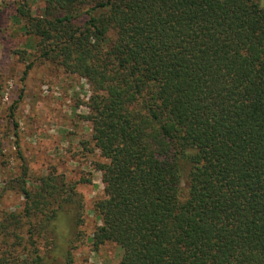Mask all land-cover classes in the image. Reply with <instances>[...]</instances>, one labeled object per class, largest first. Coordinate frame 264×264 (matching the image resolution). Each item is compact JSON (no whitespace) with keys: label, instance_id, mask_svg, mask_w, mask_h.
Segmentation results:
<instances>
[{"label":"trees","instance_id":"1","mask_svg":"<svg viewBox=\"0 0 264 264\" xmlns=\"http://www.w3.org/2000/svg\"><path fill=\"white\" fill-rule=\"evenodd\" d=\"M43 1L36 15L14 0L11 16L42 62L89 84L92 249L116 245L109 264H264V0ZM85 181L22 163L3 188L24 204L0 212V264H74Z\"/></svg>","mask_w":264,"mask_h":264},{"label":"rangeland","instance_id":"2","mask_svg":"<svg viewBox=\"0 0 264 264\" xmlns=\"http://www.w3.org/2000/svg\"><path fill=\"white\" fill-rule=\"evenodd\" d=\"M28 2L34 14H42L43 0ZM12 3L14 0H0V212L16 211L24 204L17 189L3 192L21 175L22 163L34 179L50 171L68 180L90 179L78 184L85 224L84 237L74 251V264L112 263L120 256L119 248L106 243L93 250L90 240L100 223L93 204L104 196V183L102 172L94 167L98 152L82 146V141L91 138V125L83 118L88 111L89 84L84 78L38 58L34 40L23 29L24 22L11 16ZM16 100L19 146L8 120L9 106Z\"/></svg>","mask_w":264,"mask_h":264}]
</instances>
